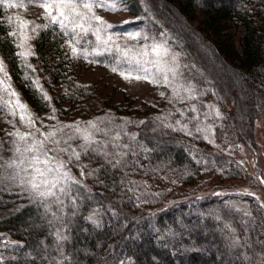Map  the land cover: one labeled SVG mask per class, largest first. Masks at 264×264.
Returning a JSON list of instances; mask_svg holds the SVG:
<instances>
[{
	"label": "trees",
	"instance_id": "16d2710c",
	"mask_svg": "<svg viewBox=\"0 0 264 264\" xmlns=\"http://www.w3.org/2000/svg\"><path fill=\"white\" fill-rule=\"evenodd\" d=\"M122 1L133 15H144L156 37L179 56L178 74L196 85L198 97L218 100L223 112L227 101L237 103L239 134L225 120L215 126L217 141L231 145L238 138L253 139L255 108H246L243 101L264 102V0ZM231 23L239 29L238 46L229 32ZM9 33L7 19L1 18L0 50L15 91L39 113L49 102L33 83L36 67L17 56ZM64 42L56 25L36 37L34 58L46 79L66 80L69 75ZM78 94L89 96L84 86ZM171 107L115 104L110 117L97 113L100 122L92 123L101 131L89 123L82 130L92 133V148L98 151L85 154L77 148L80 160L73 157L71 164L80 184L72 185L67 195L57 193L62 203L4 191L0 208L20 200L22 207L0 216V264H264V209L259 202L249 199L246 212L216 194L190 196L208 167L220 168L228 179L242 178L244 168L190 134L194 120L183 123L189 107L179 102ZM70 135H77L80 146L85 143L82 136Z\"/></svg>",
	"mask_w": 264,
	"mask_h": 264
},
{
	"label": "rangeland",
	"instance_id": "374dc122",
	"mask_svg": "<svg viewBox=\"0 0 264 264\" xmlns=\"http://www.w3.org/2000/svg\"><path fill=\"white\" fill-rule=\"evenodd\" d=\"M13 1V0H7ZM112 2V0H109ZM10 3V2H7ZM15 7H6L0 4V20L1 18L7 19L11 32L15 31L17 35L14 37L17 53L30 49L34 55H29L27 60H22L26 64L31 65L34 69L32 75L34 80L38 81L37 87L41 92L46 93L50 99L48 100L49 106L47 109L37 112H32L37 118L35 128L39 129L35 133L37 139H43L42 133L60 128L63 125L78 124L79 127L87 126L88 122L98 121L100 122L97 113L105 112L103 116L110 117L113 113V106L119 104L120 106H127V104L133 103V105H141V103H152L172 108V104L179 102L186 105L189 108L184 113V122L194 120V125L190 130V134H195V138L201 139L205 143H209L212 150L215 152H226L229 156L233 157L234 160L241 164L244 168V176L240 179H228L220 168L208 167L206 172L208 173L205 177L197 183L196 186L191 188L190 196L202 197L204 195L216 194L221 197H225L228 201L233 202L234 206L244 211H250L249 199L254 198L259 202L264 209V102L260 103L257 101L256 104L252 103L255 101L244 100L243 103L247 107H254L255 120H253V139L247 137L248 140L238 138L234 144H222L217 141L215 134L216 124H224L225 120L235 124L236 129L234 134H239L240 122L239 112L237 103H232V100L227 101L226 110L223 112L221 104L218 100L208 99L204 96H197L196 85L192 82H183V78H180L177 70V64L180 62L179 56H177L176 62L173 64L171 56L167 57L169 66L176 67L177 77L173 79L171 73H169V80L171 86L163 83L153 84L147 80H125L120 74V71H130V66L125 64H117L118 54L116 53H105L104 56H92L89 55L87 59L83 56L75 57L72 54L71 48L67 43L72 39V34L65 35L64 42V54L69 63V75L66 80H59L53 78H47V74L44 73L42 68L38 67V61L35 56V40L38 33L44 29L37 27L38 25H46L49 27L57 24H49V20L45 18V10L40 6V0H33L32 3H28V0H17L11 2ZM120 9L127 8L125 2H121L117 5ZM97 15L102 16L106 21L122 25V27L113 31L119 32H134L143 31L149 36L148 40L138 41H125L121 38L118 43L122 47L135 45L139 48L143 44H151L153 42H161L162 39L156 37L154 27L150 24L149 20L145 16H135L127 10H120L117 12L105 11L102 8L95 9ZM52 13L55 14V9H52ZM11 17V23L9 22ZM148 22L144 25V22ZM28 23H24V22ZM124 21H132V23L124 24ZM139 21V23H137ZM144 25V26H143ZM143 26V28H142ZM35 28V31L33 29ZM60 28V27H59ZM142 28V29H141ZM229 32H231L236 39L237 46L239 45L240 34L233 23L229 26ZM155 38V40H153ZM159 39V40H158ZM88 41H92V44H88ZM75 43V40H73ZM19 44H24V48L17 47ZM95 45V37L89 34L79 44H76L78 49L87 48L89 52ZM167 46V43H166ZM168 47V46H167ZM170 50V48H168ZM171 53V50H170ZM102 57V61L98 58ZM114 57H116L114 59ZM0 58L7 66L8 74L11 78V72L9 65L0 50ZM95 61V62H89ZM112 67H117L118 71H111ZM133 68L135 66H132ZM149 67H151L149 65ZM155 71V69H152ZM136 74V73H134ZM162 80V75L157 77ZM11 86L15 89L16 85L14 81L10 80ZM37 86V85H36ZM80 86H84L88 90L89 96L81 97L78 94ZM191 87L192 91H186L185 89ZM176 89L178 95H174L173 89ZM163 93V95H161ZM235 96L240 97L239 90L236 88ZM44 97V96H43ZM7 99V97H4ZM243 98V96H242ZM45 99V98H44ZM244 99V98H243ZM67 100V101H66ZM69 100V101H68ZM132 100V102H130ZM21 102L25 103L22 98ZM197 106L195 107V105ZM236 104V106H235ZM240 105V104H239ZM252 108V109H254ZM55 109V111H53ZM250 109V108H248ZM240 110L242 107L240 105ZM239 110V111H240ZM110 113V114H109ZM94 114V115H93ZM55 119H50V117ZM96 116V117H95ZM87 117V123L84 124V118ZM12 121V123H9ZM77 122V123H75ZM186 125V124H184ZM84 130L87 127L83 128ZM200 129L201 131H197ZM19 130L21 133L32 131L27 128L20 120L19 116L13 117L8 113L7 108L0 109V165L4 167L0 168V196L4 191L18 192L19 197L22 196V191H25V196L33 195L28 191V185L22 184L21 179L27 180L32 169H27V173L23 171V167L15 168L8 167L6 162L15 160L19 163L21 156L15 151L16 147L19 146L21 150L26 147L23 141H20L18 137L10 135ZM69 133H74V128H64L63 132L57 134L56 139L61 140L59 146L53 143H48L46 146L50 149H56L57 147L63 148L68 147V152L51 151L50 156H55L60 160L68 161L73 150L77 151L80 147V143L73 140H68ZM68 140L65 144L64 141ZM31 142V138H29ZM31 156V153L28 154ZM27 163V162H25ZM72 162L67 164V169L71 170V175L75 176L72 170ZM218 175V176H217ZM14 176V179L9 177ZM225 176V177H223ZM223 177V178H222ZM58 193V192H57ZM34 196V195H33ZM33 198V197H31ZM6 203V201L4 202ZM9 203L6 204L5 208H0V216L7 213L8 210H13L17 207H22V200L15 202L9 207ZM5 206V204H4ZM15 241V240H13ZM4 245L0 244V248ZM118 264H130L129 261L118 262Z\"/></svg>",
	"mask_w": 264,
	"mask_h": 264
},
{
	"label": "snow or ice",
	"instance_id": "6c2138e0",
	"mask_svg": "<svg viewBox=\"0 0 264 264\" xmlns=\"http://www.w3.org/2000/svg\"><path fill=\"white\" fill-rule=\"evenodd\" d=\"M33 0H28V3H32ZM121 0H40V6L45 10V18L49 20V24H57L60 29L63 30L65 35L72 34V39L67 43L71 48L72 54L75 57L83 56L85 59L92 56H104L105 53H116L118 54L117 64H127L130 66V71L124 72L120 71L119 74L125 80H147L153 84L163 83L165 85L171 86V81L169 80V73H171L173 79L177 77L176 67L169 66V61L167 57L171 56L173 64L176 62L177 57L175 54L170 53V50L166 46V42H153L151 44H143L139 48L135 45L122 47L118 41L123 38L125 41H138V40H148L149 36L141 31L134 32H119L113 31L122 27V25H117L106 21L102 16L97 15L95 9L102 8L105 11L117 12L120 10H127V8L120 9L117 5ZM0 4L6 7L23 6L14 5L7 3V0H0ZM52 9H55V14L52 13ZM147 12L148 9L145 8ZM11 17H9V22L11 23ZM28 23V22H24ZM124 24L132 23V21H124ZM39 28H47L46 25H38ZM35 31V28L33 29ZM89 34L95 37V45L92 51L89 52L87 48L78 49L76 44H79L81 40L87 37ZM11 36H16L15 31L9 33ZM75 40V43H73ZM155 40V38H153ZM88 44H92V41H88ZM17 47L24 48V44H19ZM29 55H34L30 49L21 51L17 53L27 60ZM116 57H114L115 59ZM95 62V61H89ZM149 65L151 67H149ZM31 67V65H27ZM132 66H135L134 68ZM152 69H155L153 71ZM111 71L117 72V67H112ZM136 73V74H134ZM162 75V80L157 77ZM27 78V77H26ZM10 76L7 71V66L0 58V109L7 108L8 113L13 117L19 116V120L32 131L21 133L19 130L10 135L18 137L20 141H23L26 147L21 150L19 146L16 147L15 151L20 154L21 159L19 163L15 160L6 162L8 167L21 168L27 173V169H32L30 173H27L29 179H21L22 184H27L28 191L34 195V197L41 200L42 203H46L48 198H55L56 202L60 201V196L57 192L67 195L72 185H79L80 181L71 175V170L67 169V164L72 161L74 157L76 161L80 160V152L73 150L68 161H63L55 156H50L49 152L59 151L68 152V147H57L56 149H50L46 145L48 143L60 145L61 140L56 139L58 133L63 132L64 128H74L76 134L82 136L85 143L81 145V149L85 154L91 151H98L93 149L92 145L96 143L93 139L91 132L87 130H82L78 124L63 125L55 130L48 131L47 133H42L43 139H37L35 133L39 129L35 128L37 118L28 108L26 103L21 102V97L19 93L12 88L10 83ZM37 87L38 81H34ZM42 95L46 100L50 97L46 93H43L42 88L40 89ZM191 92L192 88L189 87L185 89ZM174 95H178L176 89H173ZM163 95V93H161ZM7 97L5 99L4 97ZM55 111V109H53ZM50 119H55V117H50ZM12 123V121H9ZM92 128L96 131H101L95 124L91 121L88 122ZM179 123V122H177ZM171 127V125H169ZM186 130V126L184 129ZM197 131H201L197 129ZM31 138V142H29ZM77 135L68 136V140L76 139ZM68 140L64 143L67 144ZM125 147H127L125 145ZM31 153V156L28 154ZM2 159V158H0ZM27 162V163H25ZM119 163V161L117 162ZM4 165H0V168ZM83 170H81V175H83ZM90 174V173H89ZM14 176L9 177V179H14ZM264 182V181H262Z\"/></svg>",
	"mask_w": 264,
	"mask_h": 264
}]
</instances>
